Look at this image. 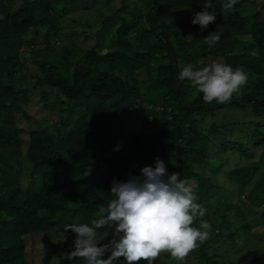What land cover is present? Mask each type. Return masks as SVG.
I'll use <instances>...</instances> for the list:
<instances>
[{"label": "trees", "instance_id": "obj_1", "mask_svg": "<svg viewBox=\"0 0 264 264\" xmlns=\"http://www.w3.org/2000/svg\"><path fill=\"white\" fill-rule=\"evenodd\" d=\"M226 2L144 0L129 9L128 0H0V264H35L29 241L40 236L60 240L56 264H85L68 259L76 234L65 225L106 215L114 180L140 177L158 158L206 209L193 225H210L200 262L219 263L207 249L221 237L244 256L253 226L243 205L264 223V0H238L230 10ZM206 3L217 18L201 31L191 21ZM210 33L220 36L211 47ZM214 61L248 76L230 102L206 103L179 79L183 67ZM38 87H48L45 101L54 93L46 104L58 119L23 136ZM222 110L236 118L219 121ZM230 157L236 164L228 166ZM98 231L100 244L111 241V228Z\"/></svg>", "mask_w": 264, "mask_h": 264}, {"label": "clouds", "instance_id": "obj_2", "mask_svg": "<svg viewBox=\"0 0 264 264\" xmlns=\"http://www.w3.org/2000/svg\"><path fill=\"white\" fill-rule=\"evenodd\" d=\"M237 2L227 0L222 7L230 10ZM211 8V3H206L204 10L192 18V24L199 25L201 31L216 21L217 13L209 11ZM219 39V34L210 33L204 42L211 47ZM179 79L189 80L209 104L230 102L248 83L243 69L219 61L199 69L189 64L180 71ZM111 193L114 199L102 209L106 215L90 224L65 225V231L76 234L69 260L82 258L85 264H114L123 258L126 264H139L141 260L154 264L162 253H168L174 260L184 261L209 239V223L202 221L199 227L193 226L206 209L196 202L198 197L192 186L178 173L169 174L159 158L154 167H143L140 177L114 180ZM106 227L112 229V239L100 244L98 230Z\"/></svg>", "mask_w": 264, "mask_h": 264}, {"label": "rangeland", "instance_id": "obj_3", "mask_svg": "<svg viewBox=\"0 0 264 264\" xmlns=\"http://www.w3.org/2000/svg\"><path fill=\"white\" fill-rule=\"evenodd\" d=\"M118 4L120 0H117ZM144 2V0H128V6L129 9H134L136 7H140L141 4ZM114 3V2H113ZM92 15V14H91ZM89 14V16H91ZM93 15H95L93 13ZM92 15V16H93ZM96 16V15H95ZM94 19V18H92ZM82 22L83 19H82ZM75 24L68 19L65 23L66 30H70L72 26ZM79 29H86L87 31H91L89 27L84 25V23H80L79 25H76ZM97 27V24H95L92 28L95 30ZM84 33H81V40H83ZM88 43L94 42V37L87 40ZM32 66L29 67V69L26 71V73L29 75L28 79L32 82L35 81L34 77L31 76L32 73L36 71V68L31 64ZM49 91L48 87H38L37 89L33 90L32 101L29 106V111L32 115L31 119L29 120H22L20 122V126L24 127L26 130L23 132V136L28 135V129L31 126L35 125H42L44 127H50L53 125V122L56 121L58 118L56 115H53V110L47 106L46 102L52 100L54 97V93L49 92L48 93V99L42 97L41 93ZM51 116V117H50ZM48 118V119H47ZM236 118L234 115L233 110H222L217 119L219 121H231L232 119ZM243 129V128H242ZM121 142V141H120ZM119 142V144H120ZM233 164H236L235 157H230L229 159V165L231 166ZM182 174H179V178L181 179ZM224 179V174L222 176ZM242 200H245L246 198L240 197ZM235 198V200H237ZM239 200V199H238ZM240 204V203H239ZM242 205V203H241ZM244 213L246 214V219L251 223L252 230L249 232L247 238L245 239L244 244V250L245 253L244 256L240 255L236 250L232 249V245L225 241V238H217L211 241L208 245L207 251L212 254H217V257L215 258L219 263L218 264H246L249 263L250 260L257 254L259 255V259L255 260L252 264H264V257H262V253H264V223L260 225H256L257 221L255 220V214L258 212H254L253 210L250 212L246 206L243 205ZM259 214V213H258ZM257 217V216H256ZM59 239H53V238H47V237H37L35 241L30 240L29 241V258H33L35 264H56L58 262V259L55 258V253L52 252V249L56 247V243L59 242ZM53 247V248H52ZM51 254L52 259L48 262H44V256L46 254ZM167 253H162L160 258L157 259L154 264H170L167 260ZM202 255V252L200 251L199 247L192 251L184 261H177L175 264H202L200 262V257ZM139 264H147L146 261L141 260Z\"/></svg>", "mask_w": 264, "mask_h": 264}]
</instances>
